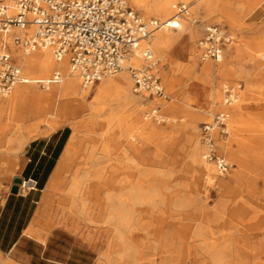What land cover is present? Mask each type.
Returning a JSON list of instances; mask_svg holds the SVG:
<instances>
[{"label": "rangeland", "instance_id": "rangeland-1", "mask_svg": "<svg viewBox=\"0 0 264 264\" xmlns=\"http://www.w3.org/2000/svg\"><path fill=\"white\" fill-rule=\"evenodd\" d=\"M180 2L183 1L180 0L177 4ZM129 3L145 19H167L156 15L146 17L132 0H129ZM187 4L190 9L181 23L182 21L187 23L190 38L186 31H180V27L176 28L174 32L181 34L182 41L168 50L166 58L155 55L160 61V74L169 97L150 96L147 92L136 93L138 97L148 98L144 111L138 114L123 112L126 121L138 120L142 124L155 126V129L148 132L147 137L141 138L139 129L126 131V125L120 126L117 120L108 127L106 126L110 116L108 112H102L96 122H88L87 127L81 128L80 134L83 139L78 153L81 151L80 154L84 155L94 152L92 158L94 164L114 167V171L118 173L115 179L122 180L126 175L130 187L139 183L146 191L157 189L161 193L135 207V212L131 216V226L125 229V241L131 244L134 252L133 255L124 257L118 251L121 242L117 235L118 216L115 209L109 205L102 209L95 203L97 198L104 197L105 191L98 192L87 187L81 196L71 195L68 212L72 221L85 227L88 240L99 243L98 249L102 258L100 264H218L215 262V254L220 249L224 250L225 256L231 260L220 264H264V144L261 142L260 148L253 149L260 142L261 137L258 133L239 132L232 125L231 115L228 113L229 135L224 137L218 134L217 138L219 152L230 160L233 167L227 175L221 176L213 163L215 172L212 174L215 181L219 178H230V174L238 168L236 159L230 153L237 154L239 150L250 153L251 169L244 172L241 180H230L234 184H239V187L250 195L252 202L246 201L239 207L227 210L223 219L215 220L214 212L218 209L223 194L221 189L214 184L208 186L207 192L200 193L197 188L183 187L194 174L190 158L193 136L197 137L200 145L204 147L202 152H205L204 124L210 122L217 112L229 107L224 104L226 83L242 84L240 97L232 107L241 103L244 113L258 115L264 123V86L260 91L249 88L245 72L221 80L222 102L216 101L209 112L198 111L187 99L189 93L194 95L200 93L202 102L205 101L204 92L207 86L201 70L206 62L216 63L217 60L203 61L198 41L204 35L206 27L214 24L225 26L235 35V41L227 47L232 49L236 56L232 61L233 65L242 63L251 69L255 82L264 84V49L251 59L245 52L244 45L264 46V0H217L214 9L208 7L202 0H190ZM194 62H197L196 66H190ZM23 72L29 77L24 69ZM53 74L54 72L49 76ZM116 76L118 74L86 87L89 91L86 104L95 100L102 81ZM213 78L216 79V82L215 80L212 82L214 86L217 84V76L213 75ZM19 84L26 85L28 93L20 97L17 106H13L16 87ZM19 84L9 96H0L2 104L0 121L3 106H7L9 108L7 121L10 126L30 127V130L37 127L40 133L42 127L64 125L65 117L54 116L60 99L61 82H51L44 87L33 82ZM46 93L52 95L50 103L46 104V106L49 104L47 108L38 110L36 116L28 117L25 121L14 117L18 110L29 105L30 100L35 99L38 105H44L49 99ZM152 111L154 113L145 118V115ZM75 116L79 119L86 117L80 113ZM71 129L73 132L72 127ZM15 132L17 131L12 129L6 143L0 144V163L11 159L14 153L18 152L15 150L17 136ZM30 136L35 135L30 133L29 136L22 135L18 139ZM248 140L256 144L246 149L244 143ZM103 148L108 150L103 153ZM119 166L122 168L120 171L117 169ZM177 167L181 170V175L170 176L168 182L166 171ZM17 169L18 166L12 173L0 175V190L4 188L3 183L9 182L11 176L16 174ZM68 176L64 184L66 192L71 184V174ZM169 185L170 189L166 190ZM167 192L171 195L170 202H165L166 197L163 193ZM81 197L87 199L85 206ZM180 198L184 200L182 205L177 202ZM110 215L114 218L113 222L106 221ZM212 232H216L215 235ZM106 253L109 254V258H104Z\"/></svg>", "mask_w": 264, "mask_h": 264}, {"label": "bare ground", "instance_id": "bare-ground-1", "mask_svg": "<svg viewBox=\"0 0 264 264\" xmlns=\"http://www.w3.org/2000/svg\"><path fill=\"white\" fill-rule=\"evenodd\" d=\"M178 1L180 0H132L134 5L140 9L146 17L156 15L157 17L167 19L175 15V9ZM181 1H183V3H187L190 0ZM202 1L206 3L211 9L216 7L217 0ZM185 15H187V13ZM185 15L181 18V20L184 19ZM179 27L180 31H186L190 38V32L188 30L187 23L182 21V23L179 24ZM174 30V28H163L156 31L153 38L148 43L153 49L155 55L166 58L168 56V50L182 41L181 34L175 33ZM244 45L245 52L251 59H254L255 56L260 54L262 49H264V46L254 47L249 44ZM0 48L8 49L11 52L12 56L17 60L18 64L22 68V71L24 69L28 73L29 77H27L30 79L29 82L39 83L44 81L45 85H48L49 83L47 82L52 77L49 75L52 72L60 71L62 73L63 79L61 81L62 86L60 90V99L56 105L54 116L57 118L62 116L65 117L64 124L70 125L73 128L74 133L59 162L58 174H61L62 172H69L71 174V184L68 192L74 197L81 196L82 193L87 190V187L98 190V192L100 190L105 191L104 197L101 199L97 198V200H99H96L95 203L98 204L102 209L106 205H109L115 209L118 216V219H116L117 224H115L118 233V239L121 242V248L118 251L122 257L126 255H133L134 250L131 248V244L125 241V229H128L131 226V216L135 212L134 209L138 204L146 203L148 201L147 199H153V197H157L161 193H159V190L157 191V189L146 191L139 183L130 187L127 184L129 179H127L126 175L122 177V180L115 179L116 174L118 175V173L117 171H114V167H109L103 164L100 165L99 163L94 164V159H92L94 152L81 155V151L78 153V150L83 139L80 134L81 128L84 126L87 127L88 122H96V120H98L101 116L102 112L110 113L108 120L109 122L106 126L111 127L113 122L117 120L119 121L120 126L126 125V131L139 129V136L141 138L147 137L148 132H152V130L155 129V126L150 124H142L138 120L126 121L124 119L123 112L130 111L136 114L142 113L146 108L145 106L148 98L137 96L133 89L132 76H130L131 74H129L130 72L128 69H124L119 72L118 76L115 78H108L102 81L95 100L86 104L88 102L87 97L89 91L83 86L81 78L76 73L71 71L67 58L61 61L57 60L54 56L53 50L48 47L38 48L36 50L26 52L23 49L15 46L9 35L4 34H0ZM139 54L140 51L137 52V55L132 57L131 63H134L135 65L143 64V59L140 56L141 54ZM235 57L236 56L232 49L226 48L223 55L217 60L216 63L206 62L204 68L201 70V73L205 76L204 81L207 86L204 92L205 101L202 102L200 93H197V95L189 93L187 95L189 102L194 104L198 111L203 113L209 112L212 110V106L214 103H216V101L220 102L222 100L221 80L224 77L230 75L233 76L235 74L240 75L245 72L248 77L247 79L249 80V88L260 91V89L264 86V84L255 82L250 68L245 67L242 63H235L233 65L232 61ZM196 64L197 62H194L190 66L194 67ZM213 75L217 76V84L214 86L212 82L214 80L216 82V79L213 78ZM27 93L28 87L24 84H19L16 87V98L14 99L15 101H13L12 105L17 106L20 97L27 95ZM88 110L89 112H86ZM226 111L231 115L230 119L236 130L239 132H256L260 135L261 138L258 144H256L254 141H246L244 143L246 149L248 146L253 144H256L253 149L260 148L261 142L264 144V123L261 121L260 116L251 113H244L241 103H238L233 107H227ZM77 113H80L81 116L84 114L86 117L79 119L75 116ZM153 113L154 111L147 113L145 118H148V116ZM30 133L33 135H38L39 130L37 127H34L31 129ZM30 137L22 138L20 141H18V146L15 150L17 151L23 147ZM196 138V136H193V145L190 154L192 161L191 165L194 168V174L192 175L191 180L183 184V187L191 189L197 188L200 193H204L207 192L209 185L216 184L221 189L223 194L221 197V202L218 205V209L214 212V219L221 220L225 217L227 210L239 207L246 201L252 202L250 195L246 194L239 187V184H234L230 180H241L244 172L251 169V154L241 152L242 150H239L237 154L230 153L237 161V170L230 174V178H219L218 181H215L212 176V174L215 172V166L212 162L204 159V152H202L204 147L200 145L198 139ZM107 150L108 148H103L102 152L104 153ZM17 153L18 152H15L14 156L11 159H8L4 166L0 167L1 174L12 173L15 170V168L18 166ZM81 158L83 161H80ZM117 169H119V171L122 170L120 166ZM173 175L180 176L181 170L178 167L167 170L166 176L169 178L168 182ZM204 178L206 179L205 181ZM170 187V185L167 186L166 190H169ZM163 194L166 197L165 202H170L169 199L171 198V195L169 192ZM81 201H83L84 206L87 204L86 197H81ZM177 202H179L178 204L180 205L184 204V200L182 198L177 200ZM106 221L113 222V216L110 215ZM130 230H132V228ZM215 233L216 232H212L213 235H215ZM104 258H109V254L106 253ZM230 261L231 260L225 256L224 250L220 249L216 252V263H228Z\"/></svg>", "mask_w": 264, "mask_h": 264}, {"label": "built area", "instance_id": "built-area-1", "mask_svg": "<svg viewBox=\"0 0 264 264\" xmlns=\"http://www.w3.org/2000/svg\"><path fill=\"white\" fill-rule=\"evenodd\" d=\"M189 9L187 3L180 2L173 17L160 20L145 19L129 0H0V34L9 35L14 45L26 52L48 47L57 60L67 58L84 87L128 69L136 93L168 98L160 61L148 43L159 29L179 28ZM234 41V34L225 26H207L198 41L201 59H220ZM138 51L141 65L131 63ZM62 79V73L55 71L47 83ZM29 81L11 52L0 48V96H8L17 84ZM39 83L45 86L44 81ZM241 89V83H226L224 104L237 102ZM229 132L225 109L203 127L204 158L214 163L221 176L227 175L233 164L219 152L217 135L227 137ZM36 185L35 180H24L19 192H28Z\"/></svg>", "mask_w": 264, "mask_h": 264}, {"label": "crops", "instance_id": "crops-1", "mask_svg": "<svg viewBox=\"0 0 264 264\" xmlns=\"http://www.w3.org/2000/svg\"><path fill=\"white\" fill-rule=\"evenodd\" d=\"M46 96L49 99L44 105L30 100L14 117L25 121L36 116L38 110L49 106L46 104L50 103L52 95L46 93ZM3 108L0 144H5L10 131L15 129L16 149L17 141L22 139L18 138L29 136L31 130L10 126L9 108ZM40 131L18 149L16 174L9 182H4L0 190V264H100L99 243L90 242L85 227L72 221L68 212L72 197L64 184L70 174H58L59 162L74 131L68 124L46 126ZM5 163H0V167ZM5 174L8 173H0ZM16 176L35 180L37 185L28 192L12 193Z\"/></svg>", "mask_w": 264, "mask_h": 264}, {"label": "water", "instance_id": "water-1", "mask_svg": "<svg viewBox=\"0 0 264 264\" xmlns=\"http://www.w3.org/2000/svg\"><path fill=\"white\" fill-rule=\"evenodd\" d=\"M24 179L22 177L16 176L13 179L11 192L12 193H19L20 185L23 183Z\"/></svg>", "mask_w": 264, "mask_h": 264}]
</instances>
